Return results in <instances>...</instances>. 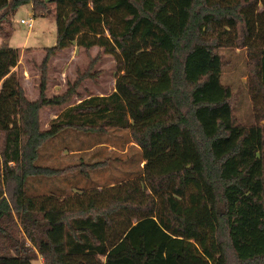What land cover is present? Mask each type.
Instances as JSON below:
<instances>
[{
    "label": "trees",
    "instance_id": "trees-1",
    "mask_svg": "<svg viewBox=\"0 0 264 264\" xmlns=\"http://www.w3.org/2000/svg\"><path fill=\"white\" fill-rule=\"evenodd\" d=\"M28 3L33 16L48 11L41 0H0V264H264V124L237 122L220 54L245 49L264 121V0H50L56 42L43 73L73 46L100 49L116 72L114 91L79 99L44 130L39 111L66 104L87 72L52 97L43 74L27 99L7 40ZM114 131L128 132L139 159L42 160L60 137L76 151L81 136L94 146ZM113 163L115 185L96 189L92 174ZM30 179L57 183L30 192ZM68 181L80 188L71 194Z\"/></svg>",
    "mask_w": 264,
    "mask_h": 264
},
{
    "label": "rangeland",
    "instance_id": "rangeland-1",
    "mask_svg": "<svg viewBox=\"0 0 264 264\" xmlns=\"http://www.w3.org/2000/svg\"><path fill=\"white\" fill-rule=\"evenodd\" d=\"M41 1H45V6L48 8V11H44L36 16H33L31 3L21 5L17 8L12 16V32L7 41L11 47L20 50V57L15 71L18 74L27 99L36 100L38 98L43 74L45 76V95L47 97H52L65 93L68 83H74L79 76L87 72V75L77 84L76 93L66 104L54 107L57 108L54 110L55 112H58L66 106L77 103L79 99L85 98L88 95H106L114 91L115 62L111 56L105 55L98 48H92L86 53L82 48L73 46L59 52L47 61L45 72L43 73L41 63L45 55L44 48H49L55 44L56 32L55 21L50 11L52 4L50 0ZM21 19L31 20V28H28L26 24L20 23L19 21ZM220 54L222 57L221 77L222 81L230 86L234 94L232 112L237 122L243 125L264 124L263 120H257V117H255L252 99L249 95L248 60L245 49L234 47L226 48L221 49ZM97 55V59L91 62L93 57ZM49 115L47 110L43 112L39 111L41 130L49 126ZM127 133V131H114L110 133L108 137L102 138L101 142L106 146L100 147V149H98L100 152L97 153H95L97 149H94L92 154H90V159L97 160L99 157L104 156H110V158L120 156L121 158H125V155L131 153L135 154L139 159L140 154L139 152L137 153L138 149L131 146L128 141L129 138ZM80 138H83L82 142L86 144V147H91L92 144L95 143V139H89L83 136ZM62 139L63 138L60 137L50 142L48 144L50 146L45 151L53 152V157L62 158V151H66L62 149L65 143H70L72 141L74 144L75 142L74 139L70 137L65 139V142H62ZM79 146L81 147L82 145ZM109 147H114L116 151H107ZM106 151L107 153H105ZM42 160L44 161V158H42ZM113 164L114 165L110 166L107 170L94 174V179L93 176H91L92 180L96 181V184L107 185L111 180H114L115 177H119L120 172L118 168H115L119 167V164ZM140 166H142V163ZM120 167L122 168L123 165H120ZM125 167L128 169L131 166L127 165ZM92 180L88 181L83 179L81 182L86 184L88 181V185ZM47 181H49L52 186H54L53 183H57L56 179L42 182L30 179L28 186L29 191L38 193L48 192ZM68 184L63 182L64 186H69ZM72 193L71 191V194ZM147 194V191L142 192V194L138 191L139 198H145ZM133 221H135V219H133ZM33 264H42V260L38 258Z\"/></svg>",
    "mask_w": 264,
    "mask_h": 264
},
{
    "label": "crops",
    "instance_id": "crops-1",
    "mask_svg": "<svg viewBox=\"0 0 264 264\" xmlns=\"http://www.w3.org/2000/svg\"><path fill=\"white\" fill-rule=\"evenodd\" d=\"M2 41V40H1ZM1 41H0V43H1ZM8 41V40H7ZM67 107V106H66ZM65 108V107H64ZM63 108V109H64ZM55 109H57V108H54V107H44V109L42 108L41 110H40V112L42 111H44V110H47V112H48V114H50L49 115V120H48V124H49V122L51 121V120H53L54 118H56L57 116H58V114L63 110V109H61V110H59L58 112H55L54 110ZM104 146H106L104 143H100V144H97V145H94V146H92V147H84L83 149H81V150H76V151H62V154H61V156H62V158H57V157H53L54 156V154H53V152H45L44 153V162L46 163V164H48V165H56V166H58V165H64V164H70L69 162H75V161H77V160H79V159H88V158H90V154H92V152H93V150L94 149H100V147H104ZM96 150V152L95 153H97V152H100V150H98L97 151ZM105 151V150H104ZM107 151H116V149L114 148V147H109V148H107ZM107 151L105 152V153H107ZM103 157H99L98 159H102ZM97 159V158H96ZM97 159V160H98ZM91 160H95V159H91ZM94 174H96V173H93L92 174V176H93V179H94ZM80 179V178H79ZM67 184L69 183V181L68 182H66ZM69 185V184H68ZM113 185H115V183H111L110 185H98L97 187H95L96 189H98V190H100V189H102V188H105V186H113ZM67 186V185H66ZM72 187V188H71ZM69 188L71 189V191L72 192H74L75 190H77V189H79L80 187L79 186H71V185H69ZM88 190V189H87Z\"/></svg>",
    "mask_w": 264,
    "mask_h": 264
},
{
    "label": "built area",
    "instance_id": "built-area-1",
    "mask_svg": "<svg viewBox=\"0 0 264 264\" xmlns=\"http://www.w3.org/2000/svg\"><path fill=\"white\" fill-rule=\"evenodd\" d=\"M19 22L22 23V24H26L28 26V28H31V26H32V21L31 20L21 19Z\"/></svg>",
    "mask_w": 264,
    "mask_h": 264
}]
</instances>
